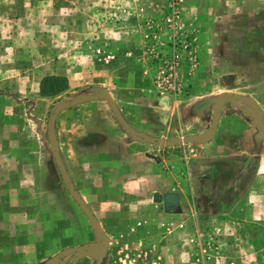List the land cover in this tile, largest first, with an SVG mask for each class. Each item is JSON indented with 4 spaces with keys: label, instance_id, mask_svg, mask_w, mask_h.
<instances>
[{
    "label": "rangeland",
    "instance_id": "obj_1",
    "mask_svg": "<svg viewBox=\"0 0 264 264\" xmlns=\"http://www.w3.org/2000/svg\"><path fill=\"white\" fill-rule=\"evenodd\" d=\"M170 1L0 0V264H48L97 241L47 132L56 105L103 92L135 132L154 138L209 133L217 96L224 102L216 131L195 141L205 149L161 161L103 99L54 115L62 169L108 237L99 258L71 252L61 264H264V139L257 110L239 97L255 101L264 125V0H179L199 65L181 67L178 95L157 84L162 67L150 51L153 40L168 51ZM47 75L66 77L68 88L41 95ZM173 187L176 207L154 200ZM197 241L210 253L203 263Z\"/></svg>",
    "mask_w": 264,
    "mask_h": 264
},
{
    "label": "water",
    "instance_id": "obj_2",
    "mask_svg": "<svg viewBox=\"0 0 264 264\" xmlns=\"http://www.w3.org/2000/svg\"><path fill=\"white\" fill-rule=\"evenodd\" d=\"M234 96H239V95L234 94ZM239 97L246 99L247 101H250V103L253 105V107L257 110V113L252 116V123L261 131V136L264 139V125L261 122V115L258 112L257 104L255 103V101H253L249 97H246V96H239ZM98 99H103L109 103L112 111L114 112L116 118L118 119V121L120 122L122 127L134 139L140 140V141H145V142H150L152 144H156V145L163 146V147L177 146V145H181V144H185V143H190V142H194V141H198V140L202 141V140L207 139L208 135H212L216 131V125H217V122L219 119V114H220V111L223 107V102H224L223 96L218 95L216 100H215V103L217 104L218 109H217V113H216V117L214 120L213 127L209 133L208 132L199 133V134L190 135V136H186V137H182V138H176V139L170 138L168 140H164L162 138H153L149 135L140 136L138 133H136L130 127V125L126 122V120L124 119V117L120 113L119 109L117 108L115 102L110 97V95L106 92H103L98 96H96V95H78L70 101H64V102H61L59 105H56L52 110V113H51L50 119H49V123H48V132L47 133H48V135L50 137V141H51L50 149H51L53 156L55 158V162H56V165L58 167V171H59V173L63 179V182L65 183L68 191L73 196H75L79 205L82 207V209L86 212V214L90 218V228L93 232V235L97 239V241L87 245L86 247H71V248L65 249V250L61 251L60 253L56 254L55 256H53L52 258H50L47 261L48 264H61L62 259L68 253H71V252H76L78 257L87 254V255H90L92 257L99 258L101 252L103 251L104 247L108 243V237L103 233V231L100 227L99 221L97 220L96 216L93 214V212L88 207V205L85 203V201L82 199V197L79 195V193L75 190L74 186L69 183L68 178H67L64 170L62 169V165H61V163L58 159V156L56 154L57 141L55 139L53 132L51 131V120H52L53 116L56 115L60 110L66 108L67 106L77 104L79 102H85L88 100H98ZM161 198L163 199L164 205L167 209H173L179 203V197L175 193H165L162 197H160L159 194L154 195L155 201H160Z\"/></svg>",
    "mask_w": 264,
    "mask_h": 264
},
{
    "label": "built area",
    "instance_id": "obj_3",
    "mask_svg": "<svg viewBox=\"0 0 264 264\" xmlns=\"http://www.w3.org/2000/svg\"><path fill=\"white\" fill-rule=\"evenodd\" d=\"M178 7L179 0H171L164 17L166 28L164 33L168 51H158L157 42L154 40L150 45L152 58L162 67L160 73L155 76L156 82L174 95L182 92L181 67L187 65L190 70H195L199 65L197 36L190 29H182ZM154 37L158 38L156 35ZM211 240L214 241V239ZM197 243L200 249L197 261L203 263L210 258V253L207 247L201 244V241H197Z\"/></svg>",
    "mask_w": 264,
    "mask_h": 264
},
{
    "label": "crops",
    "instance_id": "obj_4",
    "mask_svg": "<svg viewBox=\"0 0 264 264\" xmlns=\"http://www.w3.org/2000/svg\"><path fill=\"white\" fill-rule=\"evenodd\" d=\"M162 101L163 102H166V99L164 98V99H162ZM134 129V128H133ZM136 133H138L139 134V132H136ZM151 137H153V136H151ZM182 137H186V136H180V137H173V138H182ZM154 138V137H153ZM162 139H164V140H168V139H170V138H162ZM136 142H139V144H146V146H147V148H149L150 150H153V151H155V154H154V159L155 160H157V161H161L162 159H164V160H166V157L169 159V158H171V156H174V157H176V158H181L179 155H182L183 154V157L184 158H188V156H189V154L187 153V151H189V150H191V149H194L196 146H199L200 148H202V149H205L203 146H205V145H203L202 143H196L195 141V143H189L188 145L187 144H181V145H177V146H171V147H163V146H159V145H156V144H152V143H150V142H145V141H136ZM142 146V145H141ZM197 148V147H196ZM199 153H202V151L200 150V152ZM182 157V158H183ZM198 158H201V155H199L198 156ZM220 160V159H219ZM221 163L223 162V161H220ZM203 163V161L201 162V164ZM220 163V164H221ZM223 164V163H222ZM222 164L221 165H218V167H222ZM184 171L182 170V171H180L179 170V174H180V176L181 175H183L184 173H183ZM186 172V171H185ZM188 173V172H187ZM176 177H178V178H180L179 176H176ZM177 186V185H176ZM173 189H174V191H176L175 192V194H177L178 195V197H179V203H180V201H181V199H182V195H181V192H179L177 189L175 190V187H173ZM172 189V190H173ZM172 190H168L167 191V193H172ZM179 190L180 191H183V189H181V188H179ZM193 191V194L195 195V196H198L199 194H200V192H197V189H192ZM155 194H159V196L160 197H162L161 196V193H156V192H154V195ZM197 198V197H196ZM159 203H161L162 202V198L160 199V201H158Z\"/></svg>",
    "mask_w": 264,
    "mask_h": 264
},
{
    "label": "trees",
    "instance_id": "obj_5",
    "mask_svg": "<svg viewBox=\"0 0 264 264\" xmlns=\"http://www.w3.org/2000/svg\"><path fill=\"white\" fill-rule=\"evenodd\" d=\"M68 88V80L61 75L44 76L39 83V93L44 96L54 95Z\"/></svg>",
    "mask_w": 264,
    "mask_h": 264
}]
</instances>
